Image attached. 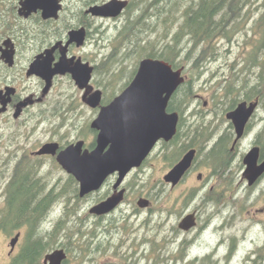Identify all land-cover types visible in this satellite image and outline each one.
Instances as JSON below:
<instances>
[{"label": "flooded vegetation", "instance_id": "1", "mask_svg": "<svg viewBox=\"0 0 264 264\" xmlns=\"http://www.w3.org/2000/svg\"><path fill=\"white\" fill-rule=\"evenodd\" d=\"M128 1L130 5L131 0ZM2 2L4 9L11 12V5H13L18 14L14 16L5 11L0 13V233L8 231L11 233V239L19 236L15 246L9 245L8 255L16 257L20 253L27 252L29 248L26 240L32 230L29 223L31 217L29 209L33 204L42 207L49 204H63L67 205L68 209L74 204L76 211L79 207L81 209L82 201L92 198V202L86 204L89 214L98 220H108L113 215H117L131 198L134 200H130L128 205L132 206L135 216H140L145 212L151 215L155 204L152 194L130 186L125 181L132 172L144 170L151 159L158 160V163L154 162L152 165L155 167L157 165L162 172L158 183L162 182L172 189H178L182 185L192 186L188 190L195 192L190 197L196 196L198 192L202 193L200 207L187 210L179 218L177 228L182 234L190 236L195 233L193 237L191 236V240L185 239L188 242V248L198 241L200 233H196L197 231L205 232L210 228L213 230L212 240L208 242L211 248L203 255L191 256L188 254L190 252L182 249L176 250L175 254L170 256V259L174 261L172 264H177L181 259L185 260V256L187 261L181 264H222L225 259L235 255L236 239L234 236L230 238V245L226 252L223 254L220 252L227 241L226 221L237 214L235 209L237 202L230 198L236 195V191L257 189L264 183V173L252 184L250 183L245 163L246 155L253 148H259L257 163L261 164L264 161V130L259 131L260 133L251 139L245 150H241L243 142L253 130L254 117L263 106L262 99L257 96L254 99L240 100L231 109L224 111L220 118L208 117V114L196 116L197 113L195 114L190 109V111L186 109L189 115L185 116V107L177 110L176 106H173L176 91L167 107L168 113H179L176 134L170 139L157 140L142 164L133 168L120 186L115 187L118 177V172H116L111 174L98 190L82 197L80 182L67 172L60 164L58 157L68 147L82 140L84 141L83 150H92L96 146L98 131L90 126L87 133L91 139H88L89 136H85L82 132L83 95L77 101L75 97L67 98L56 94L59 81L68 78L73 82L72 75L70 73L55 74L51 78L47 91L45 89L49 80L44 75H47L49 70L53 69L61 57L66 54L69 60L74 59L73 62L81 59L82 62L94 66L90 83L94 90L99 89L94 82L96 58L88 53L77 54L75 50H85L93 36L92 30L99 20H111L115 23L124 19L129 5L117 17H101L89 13L88 9L92 5L104 2L61 0L58 18L44 19L41 11L29 17L20 16L18 13L20 0H2ZM82 28L86 30L84 44L78 46L76 42H73L66 47L69 32ZM49 50L52 51L47 56ZM43 54H45L44 57L47 56V60L40 57ZM39 57L42 62L34 69L33 66ZM78 89L83 94L85 93L84 89L79 87ZM102 92L101 104L109 103L110 101L104 102V91ZM242 101L248 103L258 101V103L244 127L242 136L239 137L233 120L226 115ZM204 105H207V101ZM92 109L96 114L99 113V107ZM191 150H195L191 166L176 184L167 182L164 179L165 175ZM195 174L196 182L193 184ZM121 190H123V200L112 211L102 215L90 212L93 206ZM197 190L199 191L196 192ZM141 198L149 200L148 206H139L138 201ZM258 211V213H264L263 208ZM191 213H195L196 225L189 230L179 228L180 221ZM256 213L254 215H257ZM218 219L219 222H215ZM10 221L14 224L9 225ZM59 222L61 220L58 219L51 230L62 226ZM43 232L47 235L49 230H43ZM183 243L186 242L181 241L182 247ZM261 247L264 248V243ZM150 249L154 254L147 264L151 260L160 259L155 258L156 249ZM53 250L55 248L48 249L44 256ZM66 252L67 258L62 264H68L69 254L68 251ZM42 262L46 264L43 260Z\"/></svg>", "mask_w": 264, "mask_h": 264}, {"label": "rangeland", "instance_id": "2", "mask_svg": "<svg viewBox=\"0 0 264 264\" xmlns=\"http://www.w3.org/2000/svg\"><path fill=\"white\" fill-rule=\"evenodd\" d=\"M105 1L108 0H99L101 3ZM131 1L139 2L138 7H140V14H142L141 8L144 7L145 0ZM189 2L190 0H166L163 4L166 8L163 9L165 12L161 14L162 16L158 15L151 19L148 22V29L146 26L140 28L144 42H146L147 37L155 40L160 37H168L173 33L179 23V17L182 15L178 13L176 7L189 4ZM173 4L174 7H171ZM261 4L262 0H252V3L238 18L239 24L233 30L234 33H231L233 35L230 34L231 38H222L218 41L217 52L207 56H198L197 52L193 51L189 59L183 60L182 63L185 65L183 73L187 80L193 82L195 92L193 99L190 100V107L186 109L197 113L196 116L208 114V117H222L224 108L228 106L229 102L228 100L219 102L218 98L221 97V93L229 84L235 86V92L230 97L238 95L240 97L238 99H241L252 85L264 80V44H261V48H257L255 52L260 38L256 20L260 16ZM170 9L173 12L168 14L166 11ZM127 17L128 15H125L124 19L122 18L115 23L111 20H99L97 27L95 26L92 30L93 36L85 50L76 49L75 52L92 55L93 58H96V64L102 66L105 58L113 54L122 45L123 42H120L116 46V43L119 42L116 38ZM121 54L120 51V57H122ZM139 54L140 52L137 50L133 52L131 57L123 62L124 66L127 65L128 68L138 66L139 61L146 57ZM107 61L110 65L111 59ZM120 64L112 66L113 70L109 76H105L103 72L94 74L95 84L97 82L104 84V87L97 85L99 89L104 91V95L115 93L112 99L123 91L125 87L122 88L120 85L127 80L125 74L121 79L118 76L115 78L111 76L114 72H118L117 69ZM110 77L114 78L115 82L113 86L108 87L107 83ZM56 94L67 98L75 97L77 101L83 95L76 83L69 81L68 78L59 81ZM181 95L182 93L177 94L176 100H179ZM205 101H207L206 106L204 105ZM261 101L263 106L260 107L258 114L254 117L253 130L243 142L242 151L246 149V146L250 144L249 142L257 133L264 130V98ZM186 109L184 110L185 116H188ZM96 116V112L82 101L81 126L82 132L87 137L89 136L87 132L90 129V123ZM88 139H91V136ZM154 162L158 163V160L151 159L144 170L132 172L125 180L130 186L149 192L155 198L154 211L151 215L145 212L140 216H135L132 206L128 205L130 200H134L131 198L117 215H113L108 220H98L89 214L86 204L92 202V198L82 201L81 209L79 207L74 213L72 212L74 204L70 209L63 204L52 205L50 215L41 226L43 230H50L58 219L61 220L60 231L64 230L58 235L59 242L55 249L60 248L59 245L65 241V230L70 232L79 230L84 234L83 237L79 238L78 235L75 237L77 242L80 239V244H76V246L74 244L72 251H68V264H147L154 254L150 248L156 249L155 258L160 259L158 261L151 260L149 264H172L174 261L170 259V256L175 254L176 250L182 249L194 256L203 255L211 248L208 242L212 240V228L205 232L197 231L196 233H200V237L195 245L189 248L185 239L191 240L195 233L190 236L184 235L177 228L179 218L187 210L200 207L202 193L197 190L198 194L190 197L195 192L188 190L192 186L182 185L178 189H172L162 182L158 183L159 177H162V172L157 165L156 167L152 165ZM193 179V184H195L196 174ZM233 199L237 202L235 207L237 214L226 221L227 241L220 252L222 254L226 252L230 245V238L234 236L236 253L231 258L225 259L222 264H264V248L261 247L264 243V213H258V209H264V183L259 185L257 189L236 191V195L230 198V200ZM255 212L257 215H254ZM215 222H219V219ZM250 225L252 226L248 227ZM10 239L11 233L8 231L0 233V264H10L14 258L8 255ZM88 240L91 241L89 246H87ZM182 240L186 242L183 243V247L181 245ZM186 261L185 256V260L181 259L177 264L186 263Z\"/></svg>", "mask_w": 264, "mask_h": 264}, {"label": "water", "instance_id": "3", "mask_svg": "<svg viewBox=\"0 0 264 264\" xmlns=\"http://www.w3.org/2000/svg\"><path fill=\"white\" fill-rule=\"evenodd\" d=\"M129 5L128 0H108L103 4L89 7L88 12L101 17H117ZM61 0H20L18 13L29 17L41 11L44 19L58 18ZM86 30H72L66 47L76 42L83 45ZM52 50L47 51V56ZM43 54L40 57H44ZM47 56L44 60H47ZM40 57L34 64V69L42 61ZM68 59L66 54L47 75H44L50 87L51 78L55 74L70 73L76 85L84 89L83 102L92 108L99 107V113L92 120L91 128L98 131L96 146L92 150L84 149V141L68 147L59 154L60 164L80 182V195L84 197L98 190L106 179L116 172L118 177L115 187L120 186L129 172L139 167L151 152L157 140L170 139L177 132L178 112H167L168 104L173 94L186 81L184 67L174 68L164 59L144 57L140 60L133 80L123 91L109 103L101 104L103 92L95 89L90 83L94 66L78 59ZM258 101L240 102L235 109L227 113L233 120L238 136H242L245 125L253 115ZM195 150L189 151L184 158L166 175L165 180L176 184L185 171L191 166ZM259 148H253L245 157L246 172L252 184L264 173V161L258 164ZM123 200V190L112 194L90 209L97 215L112 211ZM139 206L146 207L149 200L141 198ZM196 225L195 213L186 215L179 223V228L189 230ZM19 236L11 239L15 246ZM67 258L64 248H58L44 256L46 264H62Z\"/></svg>", "mask_w": 264, "mask_h": 264}, {"label": "trees", "instance_id": "4", "mask_svg": "<svg viewBox=\"0 0 264 264\" xmlns=\"http://www.w3.org/2000/svg\"><path fill=\"white\" fill-rule=\"evenodd\" d=\"M96 1L99 2V0ZM145 1L144 7L141 8L143 10L142 14H140V7H138L139 2H130L129 7L125 11L128 17L125 20V24H123V28L119 31L118 36L116 35V40L119 41L116 43V46L120 42H123L122 45L119 46L113 54L105 58L102 66H96V73L100 74L103 72L105 76H109L113 70L112 66L121 63L122 65L120 64L117 69L118 72H114L111 76L114 78L118 76L119 79H121L125 74L127 80L120 85L122 88L126 87L133 79L137 69V66L128 68L127 65L124 66L123 62L131 57L132 53L136 50L140 52V56L164 59L171 63L174 68L184 67L185 70V65L182 62L185 58L189 59L193 51L197 52L198 56H207L208 54L217 52L218 41L222 38H231L230 34L239 24L237 22L238 18L241 17L247 6L252 3V0H190L189 4L176 7L178 13L182 15L179 17V23L173 33L168 35V37H160L155 40H151L147 37L146 42H144L140 28L146 26V29H148V22L155 16L163 14L165 12L163 9L166 8L163 5L166 0ZM174 4H176V2H174ZM174 4L171 7H174ZM3 5L4 3L0 0V13L2 11L8 12L3 8ZM11 6V12L9 11L8 13L17 16L16 9L13 5ZM166 12L169 14L173 11L170 9ZM256 25L259 29L260 38L255 52L257 48H261V44H264V0H262L261 12L259 18L256 20ZM232 35L233 34H231V36ZM120 51L122 52V57H120ZM109 59H111L110 65H108L107 61ZM114 78L110 77L107 83L108 87L113 86L115 82ZM96 84L104 87V84L101 82H97ZM234 87L233 84H229L221 93V97L218 98L219 102H224L225 100L229 102L228 106L224 108V111L231 109L241 99H254L257 96L261 99L264 98V80H260L252 85L250 90L246 91L241 99H238L240 98L238 95L230 97L235 92ZM179 93H182V97L176 100V96ZM114 94L115 93L104 95V102L107 103L111 101ZM194 94L193 82L186 79L176 92L173 101V106H176L175 109L179 110L184 107V109H186L190 104V100L193 99ZM180 103L181 105H179ZM51 207V204L46 207L33 204L30 207L29 215L31 217L29 223L32 226V230L26 240V244L29 248L27 252L20 253L14 257L10 264H43V256L47 250L56 248L55 246L59 242L58 235L64 229L60 231L61 226H59L56 227L55 230L50 229L49 233L45 235L41 226L44 220L47 219ZM72 212L74 213L75 209H73ZM18 222L19 221H17V223ZM11 224H14V222L10 221L9 225ZM59 224L62 223L59 222ZM77 235L80 238L83 237L84 234L79 230L74 232L65 230V241L62 242L59 247H63L66 251L71 252L74 244L75 246L76 244H80V239L78 242L75 240ZM90 243L91 241L88 240L87 246H89Z\"/></svg>", "mask_w": 264, "mask_h": 264}, {"label": "bare ground", "instance_id": "5", "mask_svg": "<svg viewBox=\"0 0 264 264\" xmlns=\"http://www.w3.org/2000/svg\"><path fill=\"white\" fill-rule=\"evenodd\" d=\"M224 150V149H223Z\"/></svg>", "mask_w": 264, "mask_h": 264}]
</instances>
